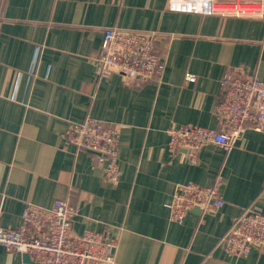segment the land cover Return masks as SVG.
I'll use <instances>...</instances> for the list:
<instances>
[{"label": "crops", "instance_id": "1", "mask_svg": "<svg viewBox=\"0 0 264 264\" xmlns=\"http://www.w3.org/2000/svg\"><path fill=\"white\" fill-rule=\"evenodd\" d=\"M167 1L0 0V227H18L27 205L69 200L71 234H106L115 264H264V251L228 259L216 247L244 209L264 215V131L245 129L229 151L204 145L194 163L167 150L170 129L217 128L223 76L264 83V0L261 16L177 12ZM110 28L156 33L160 72L99 77L94 55ZM86 116L118 129L115 182L92 154L64 144L67 124ZM217 177L218 211L170 221L176 186ZM24 258L0 247V264Z\"/></svg>", "mask_w": 264, "mask_h": 264}, {"label": "built area", "instance_id": "2", "mask_svg": "<svg viewBox=\"0 0 264 264\" xmlns=\"http://www.w3.org/2000/svg\"><path fill=\"white\" fill-rule=\"evenodd\" d=\"M225 1L219 4L218 0H168L167 8L177 12L262 15L257 0ZM217 6H232V9H216ZM156 36L154 32L104 30L94 55L97 75L117 74L129 81L151 79L162 68V59L154 48ZM186 80L193 82L194 77L186 75ZM220 86L221 93L213 109L217 128L181 125L170 129L168 152L184 151L185 158L194 163L204 145L215 144L229 151L245 129L264 131V83L254 76L237 72L223 76ZM62 138L66 146L92 154V160L102 170L106 181H117L120 174L117 128L86 116L82 122L68 123ZM220 185L221 178L217 177L209 187L194 183L176 186L166 205L170 221L179 223L196 209L201 215L218 211L224 205ZM76 214L77 208L69 200H56L48 208L27 205L18 227H0V247L6 253L27 255L29 264H115L116 245L106 234H71ZM216 247L228 259L246 257L251 250L263 252L264 215L255 205L247 207L220 237Z\"/></svg>", "mask_w": 264, "mask_h": 264}, {"label": "bare ground", "instance_id": "3", "mask_svg": "<svg viewBox=\"0 0 264 264\" xmlns=\"http://www.w3.org/2000/svg\"><path fill=\"white\" fill-rule=\"evenodd\" d=\"M216 9H232V6H217ZM248 10H253V9L249 8Z\"/></svg>", "mask_w": 264, "mask_h": 264}, {"label": "water", "instance_id": "4", "mask_svg": "<svg viewBox=\"0 0 264 264\" xmlns=\"http://www.w3.org/2000/svg\"><path fill=\"white\" fill-rule=\"evenodd\" d=\"M195 211H197V209H196ZM24 257H25L24 259H25V260H28L27 262L29 263L28 256L24 254Z\"/></svg>", "mask_w": 264, "mask_h": 264}]
</instances>
